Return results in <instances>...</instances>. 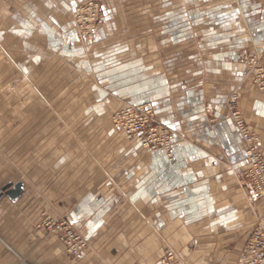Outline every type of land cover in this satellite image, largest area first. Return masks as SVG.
Here are the masks:
<instances>
[{"label":"crops","instance_id":"1","mask_svg":"<svg viewBox=\"0 0 264 264\" xmlns=\"http://www.w3.org/2000/svg\"><path fill=\"white\" fill-rule=\"evenodd\" d=\"M84 1L0 0L6 184L12 113L21 115L19 129L34 131L17 153L34 182H23L19 199L0 201V264H158L168 251L183 264H239L264 197L243 179L246 145L225 104L239 93L264 148V95L242 58L256 49L264 59V0L103 4L92 39L78 36L74 21ZM172 1L179 9H166ZM187 1L195 3L191 12L182 8ZM158 3L165 8L155 9ZM14 81L22 93L17 106L5 90ZM50 99L49 108L40 104ZM127 104L151 107L171 129V156L144 150L113 127L112 115ZM44 114L66 116L58 123ZM44 145L54 148L44 153ZM43 213L70 223L87 249L72 257L40 226Z\"/></svg>","mask_w":264,"mask_h":264},{"label":"built area","instance_id":"2","mask_svg":"<svg viewBox=\"0 0 264 264\" xmlns=\"http://www.w3.org/2000/svg\"><path fill=\"white\" fill-rule=\"evenodd\" d=\"M75 25L78 36L91 39L101 19L98 0H88L75 11ZM247 70L255 87L264 94V64L258 53L247 57ZM228 110L238 133L246 145L248 169L243 175L246 185L256 197H264V148L261 136L248 126L239 106V95L233 93L228 100ZM113 126L130 141H137L147 151L163 150L171 156L174 135L171 129L161 124L155 111L146 105L127 104L112 115ZM66 246L67 252L80 256L87 248V240L78 235L67 221H48L43 224ZM41 226V225H40ZM158 264H183L177 255L168 251ZM239 264H264V212L260 215L248 241L244 245Z\"/></svg>","mask_w":264,"mask_h":264},{"label":"rangeland","instance_id":"3","mask_svg":"<svg viewBox=\"0 0 264 264\" xmlns=\"http://www.w3.org/2000/svg\"><path fill=\"white\" fill-rule=\"evenodd\" d=\"M88 0H85L83 3H80V4H78V5H76L75 7H74V10H73V15H74V11H75V9L78 7V6H81V5H83V4H85L86 2H87ZM99 1V3H100V8H101V18H103V10H102V6H103V4L105 5V6H111V7H113V6H116V5H120L121 3H122V1L121 0H98ZM123 4H126V2L125 3H123ZM128 4L130 5V3H129V1H128ZM164 4L163 3H158V4H156V8L155 9H164L165 7H166V9H171V10H177V9H179V3H178V1L177 2H174V1H172L171 3H170V5L169 4H167V6H163ZM165 5H166V3H165ZM183 6H185V7H182V5H181V7L182 8H185L188 12H191L192 10H194L195 9V3L194 2H192V1H187V2H185L184 3V5ZM190 19V18H189ZM189 19H188V24H190L191 25V22L189 21ZM101 20V19H100ZM74 21H75V15H74ZM100 22V21H99ZM161 22V19L160 18H158L157 16H156V19H155V26H156V29L157 28H159V23ZM99 24V23H98ZM97 27H98V25H97ZM160 36H162V35H160ZM93 37H94V35H93ZM92 37V38H93ZM91 38V39H92ZM254 53H258L259 55H260V62L262 63V64H264V59H263V56L261 55V53H259L256 49H250V50H245V51H243V53H242V58H243V62H244V65H245V67H246V70H247V61H246V59H247V57L249 56V55H251V54H254ZM247 72H248V70H247ZM249 73V72H248ZM250 75V74H249ZM12 78H15V77H12ZM17 78V77H16ZM100 79V78H99ZM250 80H251V83H252V85H254V82H253V77H251L250 76ZM93 81H94V84H96L98 87H108L109 86V84L108 83H104L103 81H101V80H98L96 77H93ZM18 86H19V82H17V81H14V82H11L10 83V90L7 88V89H5L6 90V92H7V95H10V104L12 105V106H17V105H19V102L20 101H22V100H20L19 98L20 97H22V93H20V91L18 90ZM254 88H255V91L257 92V93H259V94H261V95H264L262 92H260L256 87H255V85H254ZM2 89V88H1ZM112 91H113V89H111ZM234 93H238L237 91H235ZM233 94V93H232ZM0 95H2V94H0ZM238 95H239V93H238ZM8 97V96H7ZM97 99V98H96ZM110 100V99H109ZM228 100H229V98L227 99V101H226V104H225V106H226V109H227V111H228V113H229V115H230V112H229V110H228ZM1 102V101H0ZM91 102H93V100L91 101ZM29 104H31V103H29ZM40 104H42V106L44 107V108H49V106L50 105H53V100L52 99H50V100H47V102L46 101H43L42 103L40 102ZM95 104V103H94ZM136 105V104H135ZM239 106H240V108H241V110H242V112H243V109H242V107H241V105H240V95H239ZM16 110H18V108H16ZM243 114H244V112H243ZM26 116V118H30V115H23L22 117H23V119H24V117ZM44 117V121H50V120H54V121H56V122H58V123H60L63 119L62 118H64V120H65V116L66 115H56V114H44L43 115ZM61 117V119L62 120H60L59 118ZM231 117V116H230ZM244 117H245V120H246V116H245V114H244ZM19 118L20 119H22L21 118V115L19 114V113H12V117H11V153H10V158H11V162H10V165H11V176H10V178H9V180H10V182L9 183H17V182H26L27 184H29L30 186H32V181L34 182V179L33 178H27V177H25L24 176V169L26 168L25 167V162L23 161H21L22 160V158L20 159V158H18L17 157V153H18V151L22 148V147H24V146H22L23 144H24V142H23V138H25V136H29L31 133L32 134H34V131H31V130H29V129H24V127L23 128H20L19 129V125H20V122H18L19 121ZM232 120V119H231ZM159 121V120H158ZM22 122H24V120H22ZM233 122V121H232ZM246 122H247V120H246ZM161 123V122H160ZM162 124V123H161ZM248 124V123H247ZM60 125H62V124H60ZM57 132H60V130L58 131L57 130ZM56 132V133H57ZM254 132V131H253ZM256 133V132H255ZM50 134V133H49ZM258 134V133H257ZM174 135V134H173ZM259 135V134H258ZM2 136V135H1ZM0 136V137H1ZM33 136V135H32ZM29 138V137H28ZM27 138V139H28ZM46 138V135H43V139H45ZM19 142L21 143V144H19ZM25 144H29L28 145V149L29 150H32V151H34V149H35V145L32 143H30V141L29 140H27L26 142H25ZM43 149V151H44V153H45V151H51L52 150V148H54L53 146H51V145H48V146H43L42 147ZM22 166V167H21ZM32 166H33V163H32ZM30 168V166H29V164H28V167H27V169H29ZM49 168V167H48ZM6 178L5 179H0V186L4 183V184H6L5 182H6ZM8 183V184H9ZM8 184H6V185H8ZM24 184V183H23ZM6 185H4V187L6 186ZM0 189H2V187H0ZM6 197V195L5 194H0V201H2L4 198ZM48 221H54V222H63V221H66V220H61V219H58V218H55V217H53L52 215H50V214H48V213H43L42 214V220H41V222H40V225L41 226H44L43 224H44V222L46 223V222H48ZM70 224V223H69ZM71 225V224H70ZM45 227V226H44ZM71 227L74 229V227L71 225ZM75 230V229H74ZM48 231V230H47ZM49 232V231H48ZM75 232L78 234V235H80V236H82L81 234H79L76 230H75ZM49 233H51V232H49ZM52 234V233H51ZM54 235H56V234H54ZM57 236V235H56ZM58 237V236H57ZM83 237V236H82ZM59 239V238H58ZM62 243V242H61ZM88 247V246H87ZM87 249V248H86ZM73 257V256H72Z\"/></svg>","mask_w":264,"mask_h":264},{"label":"water","instance_id":"4","mask_svg":"<svg viewBox=\"0 0 264 264\" xmlns=\"http://www.w3.org/2000/svg\"><path fill=\"white\" fill-rule=\"evenodd\" d=\"M25 192V186L22 182L17 183H9L6 185L0 194H5L8 196L12 201L19 199Z\"/></svg>","mask_w":264,"mask_h":264},{"label":"bare ground","instance_id":"5","mask_svg":"<svg viewBox=\"0 0 264 264\" xmlns=\"http://www.w3.org/2000/svg\"><path fill=\"white\" fill-rule=\"evenodd\" d=\"M114 127V126H113ZM145 150V149H144Z\"/></svg>","mask_w":264,"mask_h":264}]
</instances>
